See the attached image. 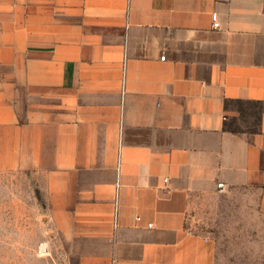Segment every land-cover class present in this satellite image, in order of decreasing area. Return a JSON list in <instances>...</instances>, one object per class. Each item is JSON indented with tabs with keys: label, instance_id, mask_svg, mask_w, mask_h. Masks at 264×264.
<instances>
[{
	"label": "crops",
	"instance_id": "0c3cea01",
	"mask_svg": "<svg viewBox=\"0 0 264 264\" xmlns=\"http://www.w3.org/2000/svg\"><path fill=\"white\" fill-rule=\"evenodd\" d=\"M0 170L77 264H217L203 207L264 220V0H0Z\"/></svg>",
	"mask_w": 264,
	"mask_h": 264
},
{
	"label": "rangeland",
	"instance_id": "374dc122",
	"mask_svg": "<svg viewBox=\"0 0 264 264\" xmlns=\"http://www.w3.org/2000/svg\"><path fill=\"white\" fill-rule=\"evenodd\" d=\"M46 212L30 174L0 170V264H77ZM255 224L264 220L237 192L215 198L196 220L217 241V264H264V230Z\"/></svg>",
	"mask_w": 264,
	"mask_h": 264
},
{
	"label": "built area",
	"instance_id": "2783aa9c",
	"mask_svg": "<svg viewBox=\"0 0 264 264\" xmlns=\"http://www.w3.org/2000/svg\"><path fill=\"white\" fill-rule=\"evenodd\" d=\"M213 27L215 29H217L219 27V23H218V20H217V16L215 14L213 15ZM162 59H165V57H163Z\"/></svg>",
	"mask_w": 264,
	"mask_h": 264
}]
</instances>
